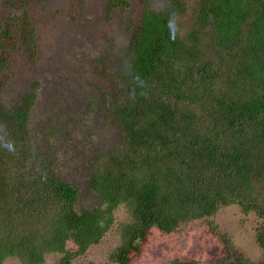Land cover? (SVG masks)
<instances>
[{
  "label": "trees",
  "instance_id": "1",
  "mask_svg": "<svg viewBox=\"0 0 264 264\" xmlns=\"http://www.w3.org/2000/svg\"><path fill=\"white\" fill-rule=\"evenodd\" d=\"M141 2L107 73L114 92L103 96V110L121 144L89 174L93 207L77 206L76 187L29 138L34 91L13 106L0 103V264L8 256L42 264L50 252L62 253L56 264H70L111 227L121 204L127 219L109 253L116 264H127L153 228L170 232L228 204L264 215V0H198L183 33L175 20L184 0L158 10ZM108 5L123 9L128 0ZM11 22L3 21L0 56L7 30H16ZM19 27L31 49L23 18ZM257 241L264 249L263 235Z\"/></svg>",
  "mask_w": 264,
  "mask_h": 264
},
{
  "label": "rangeland",
  "instance_id": "2",
  "mask_svg": "<svg viewBox=\"0 0 264 264\" xmlns=\"http://www.w3.org/2000/svg\"><path fill=\"white\" fill-rule=\"evenodd\" d=\"M147 1L155 10L166 2ZM197 1L184 0L185 13L175 20L180 33L192 24ZM142 6L141 0H128L126 8L114 10L109 9L108 0H0V39L3 21L11 20L16 28L7 30L8 46L1 54L5 66L0 71V103L13 106L34 91L29 138L54 174L76 187L77 206L96 204L86 185L89 174L101 153L121 144L117 126L104 113L103 96L114 92L108 69L129 42ZM22 18L30 29L26 43L31 49L24 48ZM113 218L101 238L72 256L70 264H116L109 260V253L118 244L119 224L127 219L122 204L114 209ZM259 235L264 237V215L228 204L211 216L178 223L170 232L150 229L127 264L264 262ZM65 248L75 250L71 242ZM61 256L45 253L42 264H56ZM2 264L20 263L8 256Z\"/></svg>",
  "mask_w": 264,
  "mask_h": 264
}]
</instances>
